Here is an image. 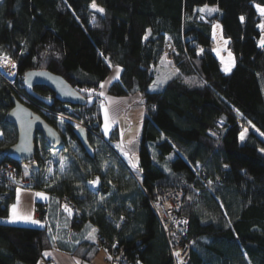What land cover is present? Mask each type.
<instances>
[{
    "label": "trees",
    "instance_id": "1",
    "mask_svg": "<svg viewBox=\"0 0 264 264\" xmlns=\"http://www.w3.org/2000/svg\"><path fill=\"white\" fill-rule=\"evenodd\" d=\"M94 2L103 14L91 8L93 0H0V52L18 67L30 56L31 69L62 77L85 98L78 119L96 131L100 108L81 89L96 90L114 67L121 68L109 95L138 94L144 99L138 150L141 181L109 145L119 140L117 127L107 142L88 133L94 150L89 156L74 135L75 126L66 122L59 129L57 118L39 111V107L54 111L61 104L54 101L46 107L25 94L24 72L13 87L0 77V174L8 164L16 166L18 176L27 166L34 179L24 189L47 193L58 206L72 209L67 216L70 239L84 225L97 230L95 241L84 238L71 247L72 255L84 263H91L101 247L107 249L115 241L119 254L132 263L172 264L150 200L163 190H182L192 241L187 264H264V152L260 151L264 149V48L259 46L263 34L258 27L264 16L255 7H264V0ZM201 6L219 10L203 15L197 9ZM216 20L235 56L228 73L214 55L211 29ZM163 63L176 71L161 90L149 91ZM33 90L54 97L45 86ZM12 98L39 114L60 133L63 145L68 144L64 175L60 171L42 179L39 154L47 158L51 149L39 135L35 138L38 163L19 164L5 155L16 142V131L6 121ZM245 129L248 133L241 141ZM98 146L100 152L95 151ZM94 175L101 178L97 195L86 186ZM16 182L5 179L0 184V218L8 215ZM39 211L42 226L0 223V264H37L44 252L57 247L53 228Z\"/></svg>",
    "mask_w": 264,
    "mask_h": 264
},
{
    "label": "rangeland",
    "instance_id": "2",
    "mask_svg": "<svg viewBox=\"0 0 264 264\" xmlns=\"http://www.w3.org/2000/svg\"><path fill=\"white\" fill-rule=\"evenodd\" d=\"M203 7H205V6L198 7L197 9L199 10L200 8H203ZM207 7L208 8H217L216 6H207ZM214 13H212L211 15H213ZM202 14L208 15L207 12H204ZM213 25H219V27L214 29ZM211 35H212V39L214 42V45H213L214 55L218 59L219 66H220L221 70L225 66H227L230 68V71H231L233 69L234 64H235V56L231 52V50L229 49L228 40L224 37L223 32H222V26H221L220 22L217 20L214 21L212 24ZM262 36H264V35H262ZM260 40H261V38H260ZM260 40H259V42H260ZM225 41H227V43H225ZM0 55L6 56V55H3L1 52H0ZM11 60H12V58H11ZM157 68H158V71L155 74L154 81H156L157 79H161V80H164V83L162 85L154 86L153 82H152L150 87H149V91L161 90L163 88V85L165 84L166 80L176 71L174 66H170L167 63H163L160 66H158ZM1 69H3V68L1 67ZM29 69H31V57L30 56L25 60V62L22 64L21 67H18L16 65L14 78L12 80L13 84L15 85V82H17L19 80V74L20 73L25 72ZM113 75H116V74L112 71L111 78H113ZM21 80H22V78H21ZM6 81H8V80H6ZM9 82L10 81H8V83ZM110 85L106 84L105 88L103 89L105 95L103 97L100 96L101 102L95 101V98L97 97V95L94 94V97L91 99V102L94 103L95 108H100L101 107L100 105L104 101V99L107 98V96H110L108 93ZM98 89H100V87L97 88L95 90V92H97ZM131 96H133V97H129L127 99L128 101H130V103H127V106L125 104L122 107V110H121V108H118V114L114 113L109 108H107L105 103L103 102L104 108H101V117H102L101 129H100V131L97 130L96 131L97 133L92 134V135L95 136L100 141L103 140V141L107 142L109 140V136H110L112 130L117 127L118 134H119V140L117 142H110L109 145L114 150L116 155L119 157L120 161L122 163H124L125 166L129 169V171L131 172V175L135 178V180L137 182H140L141 181V175L138 171L139 143L137 141H138L139 133L141 131V126H142V121H143V116H144V105L141 103V102L144 103V99L141 98V96H139L138 94H134ZM21 97H22L24 102L27 103L29 101L26 97H24V96H21ZM135 97H136V99H135ZM63 109L64 108H62V107H57L56 110H54V111L51 110V112H57V111H61ZM105 109L108 110L109 124H110L109 133L107 136L104 134V111H105ZM120 110H121V112L119 113ZM39 111L44 115V113H43V112H45L44 110L43 111L39 110ZM73 114H75V111H74V113H71V114H66V113L62 112L60 114L61 117H57V116L56 117L52 116V117L57 118V125L59 126V129H60L61 125L63 123H66V122L77 127L80 124H82V121L80 119H78L77 114H75V115H73ZM44 116H46V115H44ZM94 116H97V114ZM47 117H51V116L47 115ZM61 121H63V122L61 123ZM95 126H98V124H95ZM247 133H246V135H247ZM98 136H100V137H98ZM101 137H102V140H101ZM129 141H132V143H129ZM118 144H120L122 146L123 151L128 152V155L130 157H132L133 162L137 163L136 169L131 168V166L128 163V158L122 154L121 149L116 147ZM73 147L71 146V152L75 153L77 149L73 148ZM149 149H150V153L152 155L153 161L156 162L155 146L153 144H151L149 146ZM100 151H101V147L98 146V152H100ZM39 158H40V160H42L41 162L43 163V168H44V162H43L42 158H44V159H46V158L44 157L43 152H40ZM67 158L68 157H66V159ZM38 161H39V159L35 158V156H34V162L38 163ZM68 161H69V158L67 159V163H68ZM108 162L109 161L107 160L106 163H108ZM24 169H23V175H24ZM65 172H67V169H64L62 172H60V174L64 175ZM20 178H21V176H20ZM24 186H29V184H26ZM62 209H63V207H62ZM66 214L68 216V213H66ZM107 258H108L107 249L105 247H101V249L99 250L96 257L93 259V261L91 263H84V264H108Z\"/></svg>",
    "mask_w": 264,
    "mask_h": 264
},
{
    "label": "built area",
    "instance_id": "3",
    "mask_svg": "<svg viewBox=\"0 0 264 264\" xmlns=\"http://www.w3.org/2000/svg\"><path fill=\"white\" fill-rule=\"evenodd\" d=\"M261 32L264 35V29H262ZM6 57L8 58V61H10L11 63H15V65H17L15 60L13 59L11 60V58H9L8 56ZM11 63H4L0 61V67L4 66L7 69H12ZM0 77H4L6 80L10 81L8 84L11 87L14 86L12 82L14 76L9 77L7 72L2 70L1 68H0ZM99 91H101V89L97 90V92ZM95 101L101 102V97L97 95ZM61 105H62L61 107L64 109L57 112H51V109L45 107L40 108V110L41 111L44 110L45 112L43 113L46 116L49 115L55 117L56 116L61 117L60 114L62 112L66 114H71L74 113L75 111V114H77L78 108L67 104H61ZM82 124H80L78 127H82L85 130L90 131L92 134L97 133L96 130H92L91 127L85 125L83 122ZM220 124H221L220 122L216 123L217 127H220ZM61 146L57 147L56 149H51L50 150L51 155L44 160V170L42 176L43 180H49L50 178L53 177V175L56 172L62 171L60 165L61 157L65 158V168H66L67 159L65 157L66 155H65L64 146L67 147L68 144L67 145L62 144ZM97 150L98 148L95 149V151ZM33 162L34 159L30 163ZM49 168L51 169V172L48 171ZM5 179L9 181L17 179L19 183L16 184V189L18 187L20 189L22 188L24 189V185L33 184L34 178L33 175L30 174V172L28 176H24L23 172H20L18 176V170L16 166L12 164H8L6 167L3 168L0 174V184ZM89 181H97V182L95 184H89L88 183ZM211 183L213 182L211 181ZM86 186L93 194L97 195L101 187L100 176L94 175L92 178L88 179L86 181ZM64 201L68 202L70 206L75 207L73 201L66 199H64ZM186 202H187L186 195L182 190H165V191L163 190L160 191L158 194L154 193V195L150 200L151 207L159 220L161 231L163 233L168 249L170 251L172 264H187L190 250L192 247V241L188 238L187 223L182 222V221H187V217L183 214V208ZM36 220L43 222L38 212H37ZM123 222H125V219H123ZM107 252H108V257H111V259L107 258L108 264H137V262L132 263L131 261H129L127 257L124 256L123 254H119L117 249V243L115 241L107 246ZM177 252L180 254L179 257L174 255V253Z\"/></svg>",
    "mask_w": 264,
    "mask_h": 264
},
{
    "label": "water",
    "instance_id": "4",
    "mask_svg": "<svg viewBox=\"0 0 264 264\" xmlns=\"http://www.w3.org/2000/svg\"><path fill=\"white\" fill-rule=\"evenodd\" d=\"M21 83L27 96L32 97L46 107H51L54 101L74 107H82L85 104V98L62 77L46 70L29 69L25 71ZM36 86L49 88L54 97L38 95L33 90ZM6 121L16 131V142L5 153L13 162L29 164L34 159L35 138L37 135L43 139L50 149H56L63 144L62 136L54 127L16 98H12V108L6 115ZM74 135L84 151L89 156H93L94 150L88 143V132L82 127H77L74 130Z\"/></svg>",
    "mask_w": 264,
    "mask_h": 264
},
{
    "label": "crops",
    "instance_id": "5",
    "mask_svg": "<svg viewBox=\"0 0 264 264\" xmlns=\"http://www.w3.org/2000/svg\"><path fill=\"white\" fill-rule=\"evenodd\" d=\"M119 75L121 73V68ZM112 71L116 74L117 67H114ZM112 71L110 75L107 77L105 81H111V83H108L109 85L112 84L117 79H114L116 75H113V78H111ZM104 81V82H105ZM129 97H113V96H107V98L104 99V103L107 108H109L114 113L118 114V108H121L127 103H130L127 99ZM110 98V99H109ZM136 99V97H135ZM143 105L144 103L141 102ZM119 111V113L121 112ZM102 125V117H101V107H100V127L99 131L101 129ZM139 137L138 136V143H139ZM41 192L36 190H30V189H21L20 191V197H19V204L17 210L21 213H31L32 218L36 220L37 212H41L42 216L45 218L46 222L49 223V226L51 224L53 230L52 234L53 236H58L59 239L55 240L57 247L47 251L51 253L50 256L44 257L42 256L40 260L37 262V264H76V261H79L80 264H84L78 257L72 255L71 253V247L77 243V241H80L81 239H84L88 232L91 231L93 227H86L87 225H84V227L77 233L76 237H72L70 239V236L67 235L68 229H69V222L67 218V214L63 211L61 206H58L55 203V200L49 196V194L42 192L47 199H41L40 197L35 196V193ZM5 195L4 197H6ZM17 202V191L15 192L14 199L9 205V211L8 215L5 218H0V223L3 224H12V225H22V226H42L41 224H32L30 222H25L23 220H18L14 222H9V217L11 215V205L15 204ZM39 209V210H38ZM45 222V223H46ZM59 225V227H58Z\"/></svg>",
    "mask_w": 264,
    "mask_h": 264
},
{
    "label": "snow or ice",
    "instance_id": "6",
    "mask_svg": "<svg viewBox=\"0 0 264 264\" xmlns=\"http://www.w3.org/2000/svg\"><path fill=\"white\" fill-rule=\"evenodd\" d=\"M255 7H256L257 11L260 13V15L261 16H264V7H261L260 5H256ZM91 8L95 9V11L100 12L101 14H103V12H104V9L98 7L95 4L94 0H93V3L91 4ZM218 10L219 9H217V8H208L207 6L199 9V11L201 13L207 12L208 15H211L212 13H214V12H216ZM93 19H95V17H93ZM201 19H203V16H201ZM240 19H241V21H243L244 20V17H241ZM217 27H219V25H213V28L214 29L217 28ZM258 27H260L261 29H264V24H260V25H258ZM145 39H147V35L145 36ZM225 43H227V41H225ZM259 46L262 47V48H264V36L261 37V40L259 42ZM199 54L200 53L198 52L197 55H199ZM0 61H2L4 63H11L10 61H8V58L6 56H2V55H0ZM109 66H111V65H109ZM11 67L12 68H15L16 67L15 63H11ZM222 70L225 73H228L230 71V68L227 67V66H225ZM119 72H120V69H119V67H117L116 77H114V79H119ZM177 73H178V70H177ZM194 82H195L194 80H185V83H188V84H191V83H194ZM108 83H111V81L101 82L100 85H99L101 91H99V92H95V89H81V91L82 92H87L89 94L88 95V99H89V102H91L93 93H95L96 95L101 96V97H103L105 95L103 89L105 88L106 84H108ZM163 83H164V80H161V79H157L156 81H153V85L154 86L162 85ZM100 106H101V108H104L103 102L101 103ZM62 122L63 121H61V123ZM29 127H30V124H29ZM109 128H110V124H109V113H108V110L105 109V111H104V134L106 136L109 133ZM246 133H247V129H245L244 131H242L240 133L239 139L241 141H243L245 139ZM53 135H54V133H53ZM261 135H264V133H262ZM129 143H132V141H129ZM116 147L119 148V149H121L122 154L125 157L128 158V163L131 166V168L136 169L137 168V163H134L133 162L132 157H130L128 155V152L123 151L122 146L120 144H118ZM260 151L261 152H264V149H260ZM60 165H61V170L63 171L64 168H65V158L64 157H61L60 158ZM225 167H227V165ZM48 171L51 172V169L49 168ZM24 175L25 176H28L29 175V171H28L27 166L24 169ZM96 182L97 181H89L88 183L89 184H95ZM16 183H19V182L17 181ZM209 184H211V181H209ZM16 191H17V202L15 204L11 205V215L9 217V222L23 220L25 222H30L32 224H41L42 225V222L41 221L35 220V219L32 218L31 213H21V212H19L17 210L18 204H19V197H20V191H21V189L18 187ZM35 196L40 197L41 199H47V197L42 192L35 193ZM101 199H103V198H101ZM62 207L64 209V212L68 213V215L71 216L72 209L67 204L63 205ZM182 222L183 223H187V221H182ZM58 227H59V225H58ZM86 227H91V225H87ZM49 231H51V230H49ZM96 231L97 230L95 228H92L91 231L88 232V234L85 237V239L95 241L96 240V236L94 234L96 233ZM57 239H59L58 236H52V240L53 241H55ZM50 255H51V253H49L47 251L43 253V256L44 257H48ZM174 255H176L177 257H179L180 254L177 252V253H174ZM108 258L111 259V257H108ZM76 264H80V262L79 261H76ZM137 264H139V262H137Z\"/></svg>",
    "mask_w": 264,
    "mask_h": 264
},
{
    "label": "bare ground",
    "instance_id": "7",
    "mask_svg": "<svg viewBox=\"0 0 264 264\" xmlns=\"http://www.w3.org/2000/svg\"><path fill=\"white\" fill-rule=\"evenodd\" d=\"M4 67V66H3ZM2 67V68H3ZM1 68V67H0ZM2 70H4L5 72H7V74L9 75V77H12L14 76V73H15V69L12 68V69H7L6 67H4ZM51 179V178H50Z\"/></svg>",
    "mask_w": 264,
    "mask_h": 264
},
{
    "label": "flooded vegetation",
    "instance_id": "8",
    "mask_svg": "<svg viewBox=\"0 0 264 264\" xmlns=\"http://www.w3.org/2000/svg\"><path fill=\"white\" fill-rule=\"evenodd\" d=\"M40 108H43V107H39V110H40ZM76 108H78V107H76ZM77 128V127H76ZM88 133H90V131H88V130H86ZM101 139H102V137H101ZM24 164H26V163H24Z\"/></svg>",
    "mask_w": 264,
    "mask_h": 264
}]
</instances>
